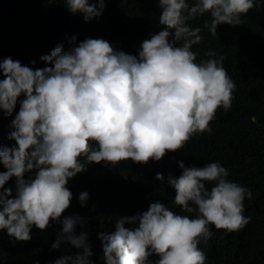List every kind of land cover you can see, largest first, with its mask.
<instances>
[{"label":"clouds","instance_id":"1","mask_svg":"<svg viewBox=\"0 0 264 264\" xmlns=\"http://www.w3.org/2000/svg\"><path fill=\"white\" fill-rule=\"evenodd\" d=\"M68 10L82 13L85 22L102 15L105 0H63ZM162 30L150 34L138 55L117 50L102 38L71 39L66 51L57 45L40 57L46 63L33 69L10 56L0 61V110L12 116L9 140L0 145V231L26 242L32 229L44 231L60 224L52 249L68 244L77 251L54 264H93L94 255L86 218L64 216L73 193L67 187L90 163L117 164L131 160L147 164L176 152L194 134L211 132L217 110L232 106L236 84L223 66L224 56L210 50L209 59L197 63L192 51L204 37L190 25L197 16L210 14L204 26L217 35L218 26L243 24L242 16L264 0H157ZM35 64V61H32ZM81 157L84 162H81ZM179 177L169 175L174 203L162 202L148 210L117 219L115 231H101L104 264H205L201 239L217 230L236 231L249 223L244 216L250 188L232 182L219 161L186 167ZM34 172V178L26 174ZM15 177V195L6 183ZM156 179L163 181L161 173ZM206 183H212L211 189ZM163 191V189H161ZM89 199L81 192L83 207ZM131 227H125V225ZM159 257L155 262L149 257Z\"/></svg>","mask_w":264,"mask_h":264},{"label":"trees","instance_id":"2","mask_svg":"<svg viewBox=\"0 0 264 264\" xmlns=\"http://www.w3.org/2000/svg\"><path fill=\"white\" fill-rule=\"evenodd\" d=\"M160 13L157 0H105L102 15L85 22L83 14L70 12L63 0H0V61L10 56L34 70L51 66L40 57L57 45L67 51L72 37L77 43L102 38L117 50L138 55L142 42L162 30ZM206 20L210 14L189 22L193 28L200 27L204 37L192 51L197 53V63L209 59L210 50L224 56L223 66L236 84L232 106L217 110L210 122L211 132L194 134L184 148L167 152L159 161L90 163L69 181L73 198L63 215L86 218V226H78L77 231L89 234L93 264H104L98 233L114 232L117 219L147 211L150 203L159 201L177 214L195 217L174 203L175 190L167 183L169 175L182 173L180 161L186 167L219 161L228 169L227 179L252 191V198L244 201V216L250 218L247 225L236 231L209 225L212 236L198 245L206 256L205 264H264V4L242 16L240 26L219 25L216 36L204 26ZM23 98H18L12 116H4L0 110V145L4 147L15 145L8 139L13 130L10 124ZM80 159L83 163L84 158ZM4 171L0 163V172ZM157 173L163 174V181L156 179ZM28 176L34 178V172L25 178ZM15 183L13 177L5 185L12 188L13 195ZM212 186L206 183L209 189ZM84 191L89 199L81 207L79 195ZM60 230L56 223L44 231L33 226L32 239L26 242L0 231V264H54L56 259L74 254L77 250L68 244L52 249ZM149 259L155 262L159 257L154 254Z\"/></svg>","mask_w":264,"mask_h":264}]
</instances>
